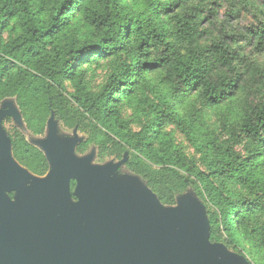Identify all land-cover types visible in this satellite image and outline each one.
<instances>
[{"label":"trees","instance_id":"1","mask_svg":"<svg viewBox=\"0 0 264 264\" xmlns=\"http://www.w3.org/2000/svg\"><path fill=\"white\" fill-rule=\"evenodd\" d=\"M211 1L0 0V105L14 98L33 133L49 120L84 133L78 152L96 146L100 161L115 157L165 205L194 190L214 250L264 264V65L239 44L264 53V24L230 34L216 27ZM103 64L105 80L93 88ZM208 110L217 112L212 124ZM173 125L199 158L164 129ZM10 135L18 162L45 175L44 152L17 127ZM79 192L109 218L94 189L82 183ZM142 208L111 214L134 250L165 236L153 224L155 202Z\"/></svg>","mask_w":264,"mask_h":264},{"label":"rangeland","instance_id":"2","mask_svg":"<svg viewBox=\"0 0 264 264\" xmlns=\"http://www.w3.org/2000/svg\"><path fill=\"white\" fill-rule=\"evenodd\" d=\"M215 1L217 2L215 3ZM210 8L214 10V15L211 18L216 24V27L221 28L224 23L229 29L230 34H236L237 32L245 33L249 27H255L260 23L264 24L263 0H212L210 2ZM208 14L206 12L204 16ZM203 26V28L208 27L209 21L205 20ZM216 30L211 28V32L214 34H217ZM208 37H210L209 34L205 36V38ZM239 44L245 53L251 55V57L257 59V61L264 65V53H258L253 44L247 46L244 41H241ZM106 73L107 67L106 64H103L91 79L93 88L99 87L104 82ZM132 113L131 109L125 108V116H131ZM208 115L211 124L218 119L216 110H208ZM14 127H17L25 135L27 140L42 150L49 159L50 167L44 176H33L34 174L27 167L20 164L14 157L12 138L10 135ZM134 128L136 130L140 129L138 124H134ZM164 129L174 133L177 143L183 147L189 156L199 158V154L193 145L179 129L174 125L165 127ZM84 138V133L76 129L67 128L55 120H49L47 122L43 133H33L28 128L14 98L6 99L0 105V139L4 142L3 146L0 147V169L9 164H15L21 170L24 178L17 188L19 193L45 188L56 179L62 167L60 160V146H62L63 148H68L72 166H82V169L85 171L99 170V172L87 176V178L83 176H70L66 191L59 202L60 207L75 209L81 201L77 193L82 183H86L91 189L98 190L106 199L110 217L111 214L118 216L121 213L125 215L133 211H141L144 209L142 208L144 202L153 201L155 202V210L152 215L153 224L161 226L162 229L169 233L171 230V219L176 218L180 225L189 227L194 236L201 234L206 238L208 237L207 241L204 242L210 247L214 245L213 241L209 240L211 231L206 208L194 190H188L180 195L176 204L165 205L157 199L154 192L145 185L140 177L129 171L118 169L120 161L115 157H108L104 161H100L96 146H91L85 152H78L76 150V143ZM73 181L75 186L72 188ZM74 192L75 194H73ZM82 204L84 207H87L85 202H82ZM90 210L100 232L104 233L110 241L125 244L128 251H135L132 247L128 246L125 240L121 238L119 240L114 235L115 229L110 221L111 219H104L96 211H93L91 208ZM178 211L194 221L200 229L196 226L182 223L176 213ZM184 239L185 237H178L175 240L179 242V246H182L173 255L193 264H210L208 261L200 258L201 247L197 242L189 240L184 242ZM148 243L146 242L145 244ZM221 246L227 253H234L225 244L221 243ZM242 256L248 259L246 255ZM248 264L254 263L248 259Z\"/></svg>","mask_w":264,"mask_h":264},{"label":"water","instance_id":"3","mask_svg":"<svg viewBox=\"0 0 264 264\" xmlns=\"http://www.w3.org/2000/svg\"><path fill=\"white\" fill-rule=\"evenodd\" d=\"M3 144V140L0 139V147ZM60 150L61 170L56 179L41 193L42 195L37 196L36 200L46 201V208L42 211L46 222L57 224L59 230L62 229L63 250L71 260V264H193L173 255L182 246H179V242L175 241L178 237H185L184 242L188 240L197 242L201 247L200 258L210 264H235L231 259L217 253L214 250V245L210 247L204 242L207 241L208 237L206 238L201 234L194 236L189 227L180 225L176 218L171 219V230L169 233L162 229L161 226L154 224L165 233L162 239L130 252L125 244L110 241L104 233L100 232L93 219L92 212H88L86 207L78 211L67 208L57 209L56 202L61 195H64L70 176L87 178V176L99 172V170L85 171L82 166H72L68 148L60 146ZM22 178L23 174L15 164H9L0 169V226H9L15 221L13 220L14 216L24 214L21 209V207H24L22 203L19 206H15L5 196V189L7 187H15ZM94 190L99 196L101 195L100 197L108 205L102 194L98 190ZM93 211L103 217L96 209ZM176 213L182 223L197 227V224L189 217L182 215L179 211ZM103 218L111 219L110 214L109 218ZM110 221L112 222V219ZM114 235L119 239L115 234V230ZM220 247L222 246L220 245ZM226 254L229 253L226 252Z\"/></svg>","mask_w":264,"mask_h":264},{"label":"flooded vegetation","instance_id":"4","mask_svg":"<svg viewBox=\"0 0 264 264\" xmlns=\"http://www.w3.org/2000/svg\"><path fill=\"white\" fill-rule=\"evenodd\" d=\"M22 180L15 187L5 189V196L11 204L15 206L23 204L24 207L21 209L24 214L14 216L15 221L9 226H0V264H71V260L63 250L62 229L59 230L57 224L46 222L42 213L46 208V201L36 200L50 184L45 188L19 193L17 188ZM77 194L81 200V193L78 191ZM61 198L62 195L56 202L57 209H62L59 206ZM86 205L87 211L91 212L92 207L88 202ZM84 208L81 200L75 209H68L78 211Z\"/></svg>","mask_w":264,"mask_h":264}]
</instances>
